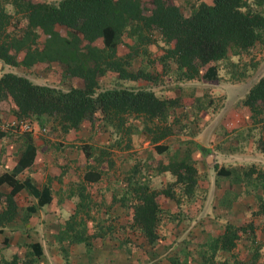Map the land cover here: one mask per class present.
<instances>
[{"label": "crops", "instance_id": "0c3cea01", "mask_svg": "<svg viewBox=\"0 0 264 264\" xmlns=\"http://www.w3.org/2000/svg\"><path fill=\"white\" fill-rule=\"evenodd\" d=\"M5 4L9 12H14L11 3ZM228 55L235 54L229 52ZM224 59L233 61L226 56L209 62L192 79L179 77L171 61L170 66L175 68L171 69L174 78L178 76L173 90H166V86L152 80L121 79L113 71L106 72L112 74L116 78L114 82L120 86L152 88L155 85L164 87L161 90L167 93L179 94L180 104L170 111L169 120L175 119L176 127L178 120L185 117L184 131L157 141L158 146H167L160 152L150 140V133L143 129L142 118H131L134 127L130 135L115 130L100 118L91 122L86 119L78 128L64 130L54 115L45 113L30 114L37 126L46 128L44 132L4 131L0 135V190L9 191L11 179H17L24 186L15 195L17 215L0 225V262L13 254L20 260L33 258L34 264H151L163 257L164 252L151 247L153 244L147 243L140 229L132 223L135 199L130 185L138 180L140 173H148L146 183L151 187L171 183L174 176L168 170H157V163H166L174 153L183 154L186 148L192 150L191 157L198 173L212 176V182L205 180L202 184L198 181L191 196L184 194L180 185L177 188L172 185L180 192L176 193L179 199L164 195L165 204L159 203V234L177 233L179 226L172 229V223L167 222L178 221L184 214L194 221L196 214L204 215L202 217L249 216L254 192L262 194L263 191L252 182L229 179L217 175L216 171L221 166L241 171L251 164L264 170V151L257 146L258 138L264 135V112L255 119L246 105H232L239 96L244 97L263 72L253 78L250 73L242 74L226 67ZM0 63V74L4 71L20 73L9 68L16 65ZM209 64L217 66L214 75L207 69ZM21 67L23 73L20 74L50 85L53 84L45 80V76L63 73L59 62H40L34 66L44 78L40 81L35 80L33 73L24 72L30 67ZM203 73L209 74V78ZM77 80L79 84V78ZM197 103L202 104L201 108L196 107ZM16 116L14 103L9 109L0 110L1 121ZM189 118L193 121L189 122ZM98 126L105 130L101 138L97 137L101 131L95 132ZM29 147L35 150L33 158L22 165ZM147 149L151 151V160L141 153ZM45 185L49 186L51 197L39 206L38 196ZM200 189L205 198H194ZM3 206L4 201L0 199V210ZM66 220L74 221L73 225L67 226ZM118 220L120 223L116 227L111 226L110 221ZM205 224L203 221L200 225L201 233L207 232ZM109 230L116 232V236H110ZM76 234L83 237L96 234V237L78 240L74 239ZM135 237L142 242L143 253L135 245Z\"/></svg>", "mask_w": 264, "mask_h": 264}, {"label": "trees", "instance_id": "16d2710c", "mask_svg": "<svg viewBox=\"0 0 264 264\" xmlns=\"http://www.w3.org/2000/svg\"><path fill=\"white\" fill-rule=\"evenodd\" d=\"M5 3H11L14 12H9ZM192 4L190 12L184 13L173 0H152L151 6L144 0H0V60L25 67L56 61L63 66L62 75L80 80L79 84L64 89L35 82L24 74L4 71L0 74V110L9 109L14 103L18 116L51 114L64 130L78 128L86 119L100 118L128 135L134 127L131 118H142L143 129L150 133L157 151L165 150L166 145L158 146L156 142L175 131V119L169 120V116L180 104L179 94L120 85L99 89L101 77L110 70L121 79L156 81V75L146 65L132 66L138 47L151 43L156 31L167 44L159 59L174 61L179 77L187 79L197 77L201 67L225 58L230 50L238 54L256 42H264V0H198ZM18 13L25 18L19 28ZM57 25L67 27V32L62 33ZM124 36L132 42L128 44L129 51L118 54L117 46ZM99 39L102 45L97 44ZM143 49L146 51V46ZM207 69L214 75L217 66L209 64ZM203 76L209 78V74L203 73ZM196 100L198 102L199 97ZM242 103L255 119L264 112V72L249 87ZM201 105L197 103L196 107L201 108ZM3 133L1 131L0 135ZM257 146L264 151V135L258 138ZM34 152L33 147L27 148L21 164L26 165L29 158L32 160ZM191 153L192 150L186 148L183 154L174 153L166 163H157V170H168L174 176L167 186L151 187L138 180L130 185L135 199L132 223L140 229L147 243L154 244L160 237L159 197L166 195L178 201L172 185H180L186 195L194 192L198 168ZM216 173L252 182L264 193V170L254 164L241 171L221 166ZM11 182L9 191L0 190V199L4 201L0 225L18 213L15 195L24 184L17 179ZM32 189L35 191L33 186ZM50 197L49 186H43L38 205H43ZM256 213L264 214L263 201ZM65 223L69 226L74 221L66 220ZM256 225L253 219L242 223L226 222L222 231L204 240L207 245L201 262L246 264L236 256L230 259L228 254L241 234L253 231ZM88 237L76 234L74 239ZM217 255L222 256L220 260ZM255 259L256 254L253 263ZM0 264H34V260L28 257L20 260L13 254L10 259H2Z\"/></svg>", "mask_w": 264, "mask_h": 264}, {"label": "rangeland", "instance_id": "374dc122", "mask_svg": "<svg viewBox=\"0 0 264 264\" xmlns=\"http://www.w3.org/2000/svg\"><path fill=\"white\" fill-rule=\"evenodd\" d=\"M49 1H57V0H49ZM144 1L147 5L149 6L152 5V0H144ZM173 1L181 7V10L184 13H189L193 5L192 3L195 4L198 0H189V1L173 0ZM5 7L7 8L6 4ZM16 18L19 20V24L17 26L19 28L22 24H24L25 18L21 13H18ZM9 28H13V27L9 26ZM57 28L62 33H66L68 30L67 27L62 25H57ZM153 37L154 40L151 43L140 45L138 47L139 52H137L133 57L132 66H140V64H142V66L146 65V68L151 70L156 75V79H157L155 81L156 83H159L162 86H166V90H173L172 89L173 84L176 82V80L171 71V69H174V67L170 66L171 60L162 62L159 59V56L163 54L164 47L167 44L160 38V35L157 31L154 32ZM97 42L98 45H102L100 39ZM129 42L131 43L132 40L129 37L124 36L121 42L117 46V53L124 54L127 51H129V47H128ZM143 46H146L147 48L146 51H144ZM229 52L233 54L232 50H230ZM229 57H232L233 61L230 62L229 59H224L223 61H225L226 67L236 69L238 72H241L242 74L250 73L251 74L250 77L256 78L260 73L264 72V42L263 43L256 42L254 46L247 49L246 51H240L238 54L235 55H228L227 58ZM1 67L2 64L0 63V68ZM9 68H12L13 70L18 71L20 73H23L22 72L23 69L21 66H16V67L11 66ZM24 72L33 73V76L36 77L35 80L42 81L44 79L43 77L39 76L40 75L39 71H35L34 66L28 68L27 70H24ZM45 80H48L53 85L64 89L71 84L78 83L77 78L68 77L62 74L60 76L57 74L55 77L45 76ZM115 80L116 78L112 74L110 75L109 73L104 74L100 79L99 89L118 85L117 83L114 82ZM152 88H154L156 91L167 92L161 90L164 87L154 85L152 86ZM237 99L239 100L232 101V105L244 107L242 103V95L239 96ZM184 118L185 117H182L181 120H178L173 134L184 131V127H185L183 120ZM97 119L99 118H96L95 120ZM192 121L193 119L189 118V122ZM98 130H100L101 132L97 137L100 138L103 137L105 135L104 134L105 130L102 129L101 126H98L95 132H97ZM141 153L147 154L148 155L147 158H150L149 160H151L152 154L150 150L147 149L146 151H142ZM147 174L148 173H140L138 180L146 183L147 181H149V178H147ZM198 175H199L198 181H201L202 184L205 180L212 182V176L209 175L205 176L203 175V172L198 173ZM167 184L168 183H166L165 186H167ZM174 187L177 188V185H174ZM174 190L176 193L180 194V192H178L175 188ZM165 197L166 196L164 195H161L159 197L160 204L163 205L165 204ZM193 197L205 198L204 191H202L201 189L198 190ZM261 201L264 202V194L263 193L259 194L257 192H254L253 202L252 205L250 206L253 209L249 214V216L247 217L241 215H236V216L225 215L224 217H221V215H213V216L211 215L210 217H202L204 215L196 214L194 215V219H195L194 221L192 220V217L190 215L184 214L183 218L179 219L178 221L167 222V223H172V229H174L177 226H179V229L177 230V233H174L173 231H171L170 233L160 232L159 239L153 245H151V247L157 248L158 251H163L164 254L163 257L156 258L151 264H203L201 262L202 252L206 251V249L204 248H206L207 245L205 244L204 240H207L209 236L216 235L217 233L222 231L224 224L226 222L231 221L234 223H242L250 219H253L256 222L257 224L256 228L253 231L241 234L240 238L237 240L236 246L232 249V252L228 254V257H230L231 259L234 256H236L242 262H246V264H264V214L256 213V210L259 208V204ZM210 206L211 204L208 205V207ZM203 221L204 223H206L205 226L207 232L201 233L200 225L203 224ZM118 223H120L119 220L113 222L110 221L111 226L113 224V226L116 227ZM165 223L166 222H164V224ZM102 225L108 227L106 223H103ZM161 227L162 226H159V228ZM196 227L197 230L195 229ZM111 231L109 230V235L116 236V232L112 233ZM93 236L96 237V234L90 235L89 238H92ZM134 242L135 245L138 246V249H142V253H143L144 248H142L141 246L142 242L139 241L138 237H135ZM255 254H256V259L255 262L253 263V258ZM217 257H218L217 260H220L222 256L217 255ZM140 264H143V262H141Z\"/></svg>", "mask_w": 264, "mask_h": 264}, {"label": "built area", "instance_id": "2783aa9c", "mask_svg": "<svg viewBox=\"0 0 264 264\" xmlns=\"http://www.w3.org/2000/svg\"><path fill=\"white\" fill-rule=\"evenodd\" d=\"M0 130L13 131L14 133L23 132H44L46 128L44 126H37L36 121L31 116H16L9 121L0 120Z\"/></svg>", "mask_w": 264, "mask_h": 264}]
</instances>
